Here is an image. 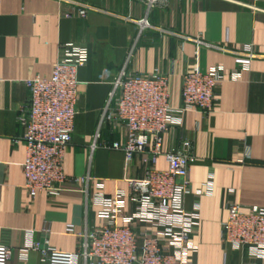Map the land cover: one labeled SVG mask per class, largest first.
Here are the masks:
<instances>
[{
    "label": "crops",
    "instance_id": "crops-1",
    "mask_svg": "<svg viewBox=\"0 0 264 264\" xmlns=\"http://www.w3.org/2000/svg\"><path fill=\"white\" fill-rule=\"evenodd\" d=\"M71 1L0 0V243L13 250L9 264H49L41 251L47 246L81 251L86 235L103 223L94 195L128 190L129 180L145 176L141 155L127 161L110 147L126 140L125 127L102 120L121 71L161 70L170 78V103L180 108L184 76L196 64L223 66L227 76L208 116L182 111L181 122L165 136V148H184L189 141L194 156L186 207L199 204L201 217L192 237L198 249L189 259L264 264V256H254L248 246L234 249L222 241L231 203L264 207V0H158L153 6L147 0ZM76 2L92 7L87 16ZM194 39L213 46H200L198 56ZM66 43L86 46L89 60L78 73V113L64 169L90 179L66 182L56 197H33L25 188L19 122L30 99L26 81L50 76ZM248 46L258 55L249 66L234 53ZM235 71L237 79L231 77ZM157 167L167 168L165 157Z\"/></svg>",
    "mask_w": 264,
    "mask_h": 264
},
{
    "label": "built area",
    "instance_id": "built-area-1",
    "mask_svg": "<svg viewBox=\"0 0 264 264\" xmlns=\"http://www.w3.org/2000/svg\"><path fill=\"white\" fill-rule=\"evenodd\" d=\"M147 1L153 6L158 0ZM76 4L83 17L92 9ZM194 41L198 56L200 46H213L200 39ZM234 53L239 62L248 66L258 56L252 46ZM88 60L86 46L63 44L52 74L26 81L30 99L20 111L19 122L26 147L25 188L33 197L41 193L56 197L65 190L66 182L90 179L69 176L64 169L78 113V73ZM226 76L223 66L203 69L196 64L184 76L182 106L174 108L167 74L159 69L148 74L126 68L121 71L113 82L102 120L114 127H125L126 140L115 141L110 147L122 151L127 161L141 155L147 165L146 174L129 180L128 190H118L113 195L97 192L94 200L101 207L99 217L103 223L86 235L81 251L43 248L49 264H80L81 260L84 264H195L189 255L198 249L192 237L200 221V205L191 210L186 207V197L192 191L190 170L194 156L186 148L189 141L184 142V148H165V136L181 122L178 114L182 111L208 116ZM238 76L237 71L231 75L234 79ZM245 154L248 156V151ZM162 156L167 161L166 169L157 167ZM207 191H212L210 184ZM222 241L234 249L248 246L254 256H264V207L245 210L241 204L231 203L223 223ZM39 246L30 244L32 249ZM12 254L9 245L0 243V264H9Z\"/></svg>",
    "mask_w": 264,
    "mask_h": 264
}]
</instances>
